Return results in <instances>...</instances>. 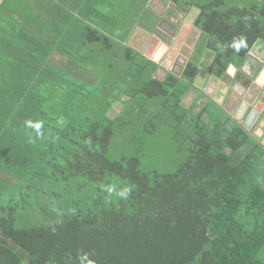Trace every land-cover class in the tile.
<instances>
[{
  "label": "trees",
  "instance_id": "1",
  "mask_svg": "<svg viewBox=\"0 0 264 264\" xmlns=\"http://www.w3.org/2000/svg\"><path fill=\"white\" fill-rule=\"evenodd\" d=\"M152 1L0 5V264H264V144L184 103L208 61L250 85L264 0H160L202 32L163 80Z\"/></svg>",
  "mask_w": 264,
  "mask_h": 264
},
{
  "label": "flooded vegetation",
  "instance_id": "2",
  "mask_svg": "<svg viewBox=\"0 0 264 264\" xmlns=\"http://www.w3.org/2000/svg\"><path fill=\"white\" fill-rule=\"evenodd\" d=\"M163 19H166L165 17ZM162 19V20H163ZM169 22H175V26H178V33H175L174 29L167 23H162L163 24V28L164 30L167 31V35L162 34L160 37L161 41H162V53L164 51H167L168 54H170V56H168V54H166L169 58H167V56H165L166 60H163L162 62H164V67L163 68H170L168 72H174L176 74H178L179 72H177L175 69H173V66L171 65L172 61L174 60L175 57H172L174 53L177 52V48H179V44H178V39L180 38V33H181V29H182V22L179 21V19L177 20V18L174 16L173 20H168ZM161 22V20H160ZM159 22V24H160ZM183 32V31H182ZM176 34V36H175ZM198 42V41H197ZM197 42L195 43L193 50L190 48V46H186L184 48V50L182 51V56H180L182 58V60H187V58L189 57L191 50L192 52L194 51ZM174 46H173V45ZM172 45V46H171ZM172 53V55H171ZM159 55H161L159 53ZM192 56V53H191ZM190 56V58H191ZM171 65V66H170ZM174 65V64H173ZM244 66V65H243ZM264 65L261 67V69L254 73V74H249L246 72L245 70V66L241 68V72L251 80V83L249 86H245L244 85V80L242 78H239L237 73H238V69L237 72L235 73V71L233 72V74H231V72L226 71L225 75L222 77L221 81H217V77L215 75H213L209 70H204L208 72L207 75V81H209L211 78H214L212 80V83H218L221 86V90L214 92L213 91V87L214 86H209V88H207V90L202 89H196L199 93L196 92H192L194 94L197 95H202V99H201V103H206V100H212L213 102H215L217 105H219L220 107H222L224 109V111L237 123L241 124L243 126V122L245 121V119L248 117V115L250 116L249 121L247 122V127H249L250 129L244 128L248 131L251 132L257 139L261 140L262 143L264 144V128L260 127L258 124L261 122L264 123V106H262L264 104ZM167 70V69H166ZM228 70V69H227ZM263 75V76H262ZM233 79L232 82H230ZM200 83V82H199ZM211 83V84H212ZM235 83H237V85H235ZM229 88V90H228ZM234 89L233 94L231 96L230 92L231 90ZM207 91V92H206ZM223 91L226 92V96L225 99H222V96L219 95V92ZM196 97V99H197ZM220 100H222V104H218L217 102H219ZM264 126V124H263Z\"/></svg>",
  "mask_w": 264,
  "mask_h": 264
},
{
  "label": "rangeland",
  "instance_id": "3",
  "mask_svg": "<svg viewBox=\"0 0 264 264\" xmlns=\"http://www.w3.org/2000/svg\"><path fill=\"white\" fill-rule=\"evenodd\" d=\"M151 6L159 14H160V11H162V9L163 10L166 9L167 11H166V14L164 15V17L168 20H171V19L173 20V18L175 16L177 18V20L179 19V21L182 22V25H184L182 27V28H184V31L186 30V28H185V24H183V23L188 22L189 24H192L189 21H192V18H194L197 14V12L194 10L190 13V15L188 17H183V15L181 13H176L174 11V9L172 7V3H167V5H163L162 3H160L159 0H153L151 2ZM173 24H175V22H173ZM161 29L164 30L163 25L158 27V29H156V31L154 33H152L150 36H148L147 34L144 35L145 33L136 32L135 33L136 35L134 34V36L131 38L130 42L134 45L135 48L143 49L144 53H146L149 57H151V58L155 57L156 53H162V49H161L162 48V41H161L160 37H162L161 35H162L163 31ZM164 31H166V30H164ZM188 33L190 34V36L186 32L182 33V29H181V35H180V38L178 39L179 46L181 45V43H183L181 41L182 39L185 43L186 38L184 40L183 37H187V39H188V41H186V45H188L190 47L193 46L196 38L198 37V31L192 32L191 29H189ZM158 34L160 35V37ZM177 49L179 50V48H177ZM250 54H251V57L246 64V66L248 67L247 72L249 74H254V73L258 72L262 67V61H264V47L262 45H258V47L256 46ZM173 56H175V54H173ZM166 59H168V57ZM162 63L164 64V62H162ZM206 65L209 66L210 61H208ZM231 74H233L232 71H231ZM216 79L218 81L222 80V78H216ZM262 106H264V104ZM119 109H120V107L117 106L116 111H119ZM263 124H264L263 122L262 123L260 122L258 125L260 127L264 128Z\"/></svg>",
  "mask_w": 264,
  "mask_h": 264
},
{
  "label": "crops",
  "instance_id": "4",
  "mask_svg": "<svg viewBox=\"0 0 264 264\" xmlns=\"http://www.w3.org/2000/svg\"><path fill=\"white\" fill-rule=\"evenodd\" d=\"M5 0H0V5H2L3 3H6V6L7 5H9V3L10 4H12L13 2H14V0H7L6 2H4ZM160 1V0H159ZM160 3H162L163 5H167V3L168 2H166V1H160ZM196 11L197 12V10L196 9H193V10H191L188 14H184V13H181L182 15H183V17H188L189 15H190V13L192 12V11ZM166 9L165 10H163L162 9V11H160V17H161V21H162V19L164 18V15L166 14ZM198 14V13H197ZM197 14H196V16H197ZM196 16L194 17V18H192V21H189L190 23H192V24H189L188 22L187 23H183V24H185V28H186V30L184 31V28H182V33H187L189 36H190V34L188 33L189 32V29H191V31L193 32V31H198V37L196 38V40H195V42H194V44H193V46L192 47H190L192 50H193V47H194V45H195V43L199 40V29L195 26V19H196ZM166 20V19H165ZM167 21V20H166ZM170 25H173L175 28H176V33H178V26H175L172 22H169V21H167ZM164 23V22H163ZM166 23V22H165ZM167 23V24H168ZM163 25V24H162ZM184 25H182V27H183ZM172 27V26H171ZM188 27V28H187ZM157 29H158V27H157ZM162 30V29H161ZM163 31V33H164V35H167L168 33H167V31H164V30H162ZM181 31V30H180ZM162 33V32H161ZM162 33V34H163ZM180 35H181V33H180ZM184 38V40H185V38H186V40H185V43H184V41H183V39L181 40L183 43H181V45L179 46V50H177V52L176 53H174L175 54V56H172V57H175L174 58V60L172 61V63H171V65L173 66V69H175L177 72H179V73H181V71L184 69L183 68V65L185 64V62H187V60H188V58L190 57V55H191V53H193L192 52V50H191V53H190V55H189V57L187 58V60H185V62H184V60H182V58L180 57V56H182L181 54H182V51L184 50V47L185 46H187L186 45V41H188V39H187V37H183ZM198 43V42H197ZM258 47V46H257ZM162 49V48H161ZM167 51H164L163 53H160L161 55H160V57H161V61L162 60H166L165 59V56H167L166 53ZM172 55V54H171ZM168 56H170V54H168ZM167 56V57H168ZM169 58V57H168ZM263 62V61H262ZM174 64V65H173ZM170 65V66H171ZM205 70H209L210 71V65L209 66H204L203 67ZM245 70H246V72L248 71V67L247 66H245ZM167 73H168V71L165 69V68H163L162 66L159 68V71H158V73H157V78L158 79H160V80H163L164 78H165V76L167 75ZM248 73V72H247ZM210 86H214L213 87V91L214 92H216V91H218L219 90V88H220V85H218V83H215V84H210ZM196 97H197V95L196 94H194V93H192V92H190L189 93V95L187 96V98L186 99H184V103H185V105L187 106V107H189V106H191L193 103H194V101L196 100Z\"/></svg>",
  "mask_w": 264,
  "mask_h": 264
},
{
  "label": "water",
  "instance_id": "5",
  "mask_svg": "<svg viewBox=\"0 0 264 264\" xmlns=\"http://www.w3.org/2000/svg\"><path fill=\"white\" fill-rule=\"evenodd\" d=\"M172 7H173V9H174V11L176 12V13H181V12H179V10L176 8V6L172 3ZM163 22H166V23H168L165 19H163L161 22H160V24H159V26L158 27H160L161 25H162V23ZM169 24V23H168ZM170 25V24H169ZM170 26H172V28L174 29V31H175V33H176V28L173 26V25H170ZM199 35L201 36L202 35V32L199 30ZM175 36H176V34H175ZM199 36V37H200ZM167 53V52H166ZM168 54V53H167ZM191 56V55H190ZM250 57H251V54H249V56H248V58H247V60H246V62H245V64H244V66H246V64H247V62L249 61V59H250ZM155 63H157L160 67L162 66V67H164L163 65V63H162V61H161V57H160V55H159V53H156V56L155 57H152L151 58ZM190 59V57L188 58V60ZM188 60H187V62H188ZM187 62H185V64L183 65V68L185 67V65H186V63ZM264 65V61L262 62V66ZM243 66V67H244ZM167 69V71H170L169 69L170 68H166ZM234 72L235 71V73L237 72V68L233 65V64H231L230 66H229V68H228V70H227V73L228 72ZM172 73H174V72H172ZM181 73H178V75H180ZM207 75H208V72L207 71H205L203 68H201L200 70H199V72H198V74H197V76H196V78H195V81H194V83H193V89H192V91H190V92H196V93H199L196 89H199V90H202V89H204L205 88V90H207V88H209V86H210V84L212 83V80L214 79V78H211L209 81H207ZM218 81V80H217ZM233 81V79L230 81V82H232ZM200 82V83H199ZM215 84V83H214ZM235 85H237V83H235ZM221 90V86H220V88H219V91ZM228 90H229V88H228ZM233 91H234V89H232L231 90V92H230V95L229 96H231L232 94H233ZM189 92V93H190ZM207 92V91H206ZM189 93L187 94V96L189 95ZM219 95H221L222 96V99L224 100L225 99V96H226V92L225 91H223V93L222 92H219ZM187 96L185 97V99L187 98ZM208 101V99L206 100V102ZM222 100H220L219 102H217L218 104H222ZM249 118H250V116L248 115V117L245 119V121L243 122V126L245 127V128H247V129H250L249 127H247V122L249 121ZM0 237H3L1 234H0ZM4 238V237H3ZM7 240V239H6ZM9 243H11L9 240H7ZM11 245L12 246H14L23 256H24V254L17 248V246H15L13 243H11ZM25 259H26V264H29V262H28V259L25 257Z\"/></svg>",
  "mask_w": 264,
  "mask_h": 264
}]
</instances>
